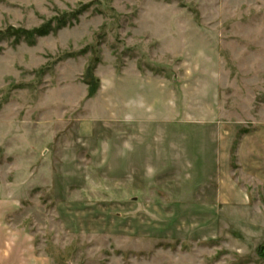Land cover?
Returning a JSON list of instances; mask_svg holds the SVG:
<instances>
[{
	"label": "rangeland",
	"instance_id": "1",
	"mask_svg": "<svg viewBox=\"0 0 264 264\" xmlns=\"http://www.w3.org/2000/svg\"><path fill=\"white\" fill-rule=\"evenodd\" d=\"M0 264H264V0H0Z\"/></svg>",
	"mask_w": 264,
	"mask_h": 264
},
{
	"label": "trees",
	"instance_id": "2",
	"mask_svg": "<svg viewBox=\"0 0 264 264\" xmlns=\"http://www.w3.org/2000/svg\"><path fill=\"white\" fill-rule=\"evenodd\" d=\"M50 32H52V29H51V26L50 25H47V26H43L39 29H35V30H32V31H22V30H19V31H15L14 35H16L18 38L20 37L19 34H21V36H23L25 39H31L33 38L32 40H34V38L38 37H44L46 35H48ZM15 37V36H14ZM16 37V38H17ZM19 40H17L18 42ZM29 44H33V42H28ZM95 94V90L91 88V86H89V91H88V96L89 98L92 97L93 95Z\"/></svg>",
	"mask_w": 264,
	"mask_h": 264
}]
</instances>
